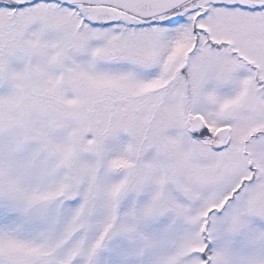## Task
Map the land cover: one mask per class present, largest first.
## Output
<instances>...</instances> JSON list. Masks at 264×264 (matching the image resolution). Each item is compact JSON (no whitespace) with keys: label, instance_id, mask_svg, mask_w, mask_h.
<instances>
[{"label":"snow or ice","instance_id":"1","mask_svg":"<svg viewBox=\"0 0 264 264\" xmlns=\"http://www.w3.org/2000/svg\"><path fill=\"white\" fill-rule=\"evenodd\" d=\"M0 264H264V0H0Z\"/></svg>","mask_w":264,"mask_h":264}]
</instances>
